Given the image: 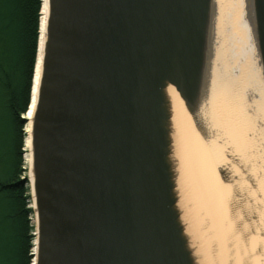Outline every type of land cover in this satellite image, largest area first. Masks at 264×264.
<instances>
[{
  "label": "water",
  "instance_id": "1",
  "mask_svg": "<svg viewBox=\"0 0 264 264\" xmlns=\"http://www.w3.org/2000/svg\"><path fill=\"white\" fill-rule=\"evenodd\" d=\"M248 3L264 76V0ZM216 16L217 0H49L31 124L36 264H219L171 100L196 122Z\"/></svg>",
  "mask_w": 264,
  "mask_h": 264
},
{
  "label": "bare ground",
  "instance_id": "2",
  "mask_svg": "<svg viewBox=\"0 0 264 264\" xmlns=\"http://www.w3.org/2000/svg\"><path fill=\"white\" fill-rule=\"evenodd\" d=\"M49 0H42L39 45L26 114L25 169L31 184V124L41 76ZM218 40L211 91L196 122L171 89L173 124L188 189L219 264L264 263V76L248 0H217ZM218 37V38H217ZM196 123V125H195ZM33 190L31 185V197ZM31 209H34V198ZM34 213V210H33ZM217 224H213V214ZM35 215V214H34ZM36 222V218H35ZM219 228L215 230V227ZM35 233L31 252L37 260Z\"/></svg>",
  "mask_w": 264,
  "mask_h": 264
},
{
  "label": "trees",
  "instance_id": "3",
  "mask_svg": "<svg viewBox=\"0 0 264 264\" xmlns=\"http://www.w3.org/2000/svg\"><path fill=\"white\" fill-rule=\"evenodd\" d=\"M42 0H0V264H31L22 127L31 101Z\"/></svg>",
  "mask_w": 264,
  "mask_h": 264
},
{
  "label": "rangeland",
  "instance_id": "4",
  "mask_svg": "<svg viewBox=\"0 0 264 264\" xmlns=\"http://www.w3.org/2000/svg\"><path fill=\"white\" fill-rule=\"evenodd\" d=\"M42 10V9H41ZM41 22V21H40ZM26 114V113H25ZM24 114V115H25ZM23 119H25L23 116H22ZM25 127H26V121L22 127V134H23V145H22V158H23V168H24V172L22 174V179H27L28 182H27V185H25V190H26V196H28L29 198L27 199V202H26V207L27 208H31V203H32V197H31V184H30V179L27 175V170L25 169V166H26V163H25V152H24V148H25V141H26V133H25ZM35 213H29L28 214V218H29V224L30 226L32 227L31 231H30V234L32 236V239L30 241V256H31V252H32V248H33V243H34V236H35V233H36V223H35ZM213 224L216 225L217 224V215L214 213L213 214ZM213 225V226H214ZM215 227V226H214ZM219 228H216L215 227V230H218ZM32 262V260H31ZM264 264V263H262Z\"/></svg>",
  "mask_w": 264,
  "mask_h": 264
}]
</instances>
